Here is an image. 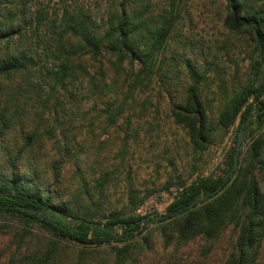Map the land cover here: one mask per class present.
<instances>
[{"label":"trees","instance_id":"16d2710c","mask_svg":"<svg viewBox=\"0 0 264 264\" xmlns=\"http://www.w3.org/2000/svg\"><path fill=\"white\" fill-rule=\"evenodd\" d=\"M223 1L229 33L252 43L255 77L232 89L221 81L215 108L209 76L186 62L185 88L170 117L185 131L194 162L239 122L237 140L223 175L170 180L166 190L175 187L176 192L160 230L168 241L185 246L198 238L215 242L233 227L237 238L225 264H259L264 245V0ZM33 2L0 0V216L22 224L8 226L17 231L9 262L96 264L97 250L105 247L113 259L106 256L100 264H133V253L147 241L151 220L139 210L151 194L140 197L130 173L121 205L112 201L113 190L121 183L117 175L128 169L129 138L139 136L133 128L137 116L130 111L154 79H161L162 87L174 84L167 45L183 2L106 0L103 18L66 11L55 27L46 23L48 11L32 9ZM117 127H125L118 153L109 142L91 144L96 130ZM240 130L243 148L234 170ZM34 225L40 235L33 233Z\"/></svg>","mask_w":264,"mask_h":264},{"label":"rangeland","instance_id":"374dc122","mask_svg":"<svg viewBox=\"0 0 264 264\" xmlns=\"http://www.w3.org/2000/svg\"><path fill=\"white\" fill-rule=\"evenodd\" d=\"M182 2L178 25L167 45V67L173 65L171 76L174 84L169 86L166 83L162 87L161 79H154L139 104L130 111L137 116L133 118V128L139 131V136L129 138L128 169L117 175L121 183L118 182L120 185L113 190L112 201L115 205H121L122 187L127 183L126 174L130 173L131 185L140 193V197L151 194L139 210L141 215L149 216L151 220L144 235L147 241L139 244L140 247L133 253V264H225L237 238V232L230 227L215 242L207 243L198 238L180 246L175 239L168 241L164 238L160 230V221L168 214L167 210L174 201L172 193L176 192L175 187L166 190L170 180L178 182V178H181L192 182L202 176L223 175L227 155L237 140L239 122L223 141L218 138L211 149L197 163L194 162L185 131L177 127L170 117L172 105L179 101V95L185 88L188 76L186 62L209 76V99L215 108L220 105V101L215 99L222 94L224 86L232 89L245 83L251 75L255 77L252 43L247 37H236L229 33L224 23L227 14L224 1ZM158 3L164 5L165 2L158 0ZM106 6V0H34L32 9L48 11L46 23L52 25L66 11L74 14L84 10L94 17L103 18ZM56 25L53 24L54 27ZM221 81H224L223 88ZM146 99L149 102L143 104ZM123 128H112L110 132L98 129L91 144L98 140L109 142L108 146L118 153L125 140ZM83 132L87 133V129H83ZM261 179L264 186V170ZM17 225L22 226L16 219L0 216V264H10L9 250L16 245L17 231L9 230L8 226ZM31 229L38 235L42 232L38 225ZM97 251H100V258L96 264H100L106 256L113 259L109 248L103 247ZM259 264H264V245Z\"/></svg>","mask_w":264,"mask_h":264},{"label":"water","instance_id":"95a60500","mask_svg":"<svg viewBox=\"0 0 264 264\" xmlns=\"http://www.w3.org/2000/svg\"><path fill=\"white\" fill-rule=\"evenodd\" d=\"M243 139H244V130H240L239 135H238V141H237V146H236V153L234 155V170H237L240 164V153L243 148ZM194 204L190 205L189 207H192ZM23 211L29 212L34 214L35 211L27 210L25 208H20Z\"/></svg>","mask_w":264,"mask_h":264}]
</instances>
